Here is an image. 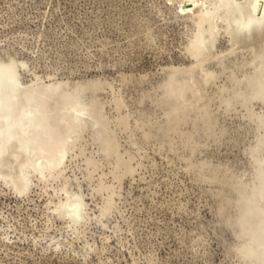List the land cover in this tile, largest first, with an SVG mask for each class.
Segmentation results:
<instances>
[{"label": "rangeland", "instance_id": "1", "mask_svg": "<svg viewBox=\"0 0 264 264\" xmlns=\"http://www.w3.org/2000/svg\"><path fill=\"white\" fill-rule=\"evenodd\" d=\"M201 8L0 0V57L18 62L24 82L62 81L70 93L98 84L84 100L100 103L106 131L98 135L87 116L62 174L45 184L31 174L18 195L0 178V264H262L264 45L236 48L218 22L208 58L194 66L187 47ZM172 67L193 84L180 99ZM68 192L86 203L78 228L54 211Z\"/></svg>", "mask_w": 264, "mask_h": 264}, {"label": "bare ground", "instance_id": "2", "mask_svg": "<svg viewBox=\"0 0 264 264\" xmlns=\"http://www.w3.org/2000/svg\"><path fill=\"white\" fill-rule=\"evenodd\" d=\"M199 2L202 3V8L196 14L197 27L193 39L187 47V52L195 60L194 66H201L208 58L207 55H204L205 57L201 55L205 54L204 51L207 48L210 49L208 46L212 47L220 28L218 22L223 24L222 27L230 35V42L232 41L234 47L237 45L242 49L251 46H261L260 48H262L264 45V0H199ZM205 23L209 25L207 30L210 39L204 36L203 25ZM234 47H231V51H235ZM257 50L259 52L261 49H256V53ZM261 52L259 53L261 54ZM200 58L205 59L201 60ZM18 67V62L13 58L3 59L0 57V178L1 181L4 179L7 184H11L14 192L20 195L29 189L31 174L36 175L39 182L46 181L48 177L56 179L62 174L66 156L72 151L74 142L76 139L79 140L77 138L79 133L84 130L87 121H89L87 116L93 119L92 125L98 135H103L105 127L102 126L103 122L101 123L96 115V107L100 108V103H97L96 106L94 99L88 102L84 100L87 92L99 87L98 84L96 88L90 89V85L88 86L86 83L75 91L73 89V92L70 93V91L64 90L66 84L62 81L45 82L38 78L24 82L20 77ZM173 68L168 83L174 97L177 96L180 99L187 91H193V84L190 81L178 80V71L181 70ZM186 70L190 71L191 68ZM176 111L178 110L176 109ZM109 136L111 135L109 134ZM104 156L108 157L107 154ZM117 157L119 156L117 155ZM127 169H124L123 173ZM85 206L86 203L80 193L69 194L68 192L66 197L55 205L54 211L58 217L68 221L70 227L77 226L78 228L80 223L86 221ZM253 215L252 209H245L241 218L239 217L241 227L246 226L250 221L253 223L251 220ZM234 221L238 222L236 219ZM234 223H232L233 226ZM261 235L264 236V229ZM262 253L263 250L261 253L257 252L256 255ZM261 256H264V253ZM261 258L262 264H264V258ZM248 260L250 259L248 258Z\"/></svg>", "mask_w": 264, "mask_h": 264}]
</instances>
